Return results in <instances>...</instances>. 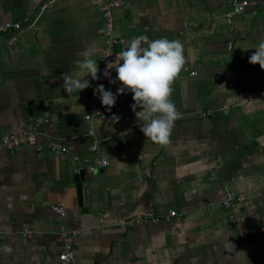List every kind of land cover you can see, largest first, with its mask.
I'll return each mask as SVG.
<instances>
[{
	"label": "crops",
	"instance_id": "1",
	"mask_svg": "<svg viewBox=\"0 0 264 264\" xmlns=\"http://www.w3.org/2000/svg\"><path fill=\"white\" fill-rule=\"evenodd\" d=\"M43 1L0 0L2 19L34 24L15 44L0 36V139L38 133L37 145L0 149V264H59L62 227L81 229L73 264H264V69L249 63L264 37V6L231 22L234 0L113 8L114 33L125 42L111 62L136 36L182 42L185 65L171 85L182 115L170 142L155 143L140 131L133 93L112 84L115 105L92 121L110 164L91 174L85 115L96 82L74 61L90 49L97 63L106 0H54L42 11ZM63 73L90 87L68 95ZM227 191L245 200L228 209ZM148 212L161 220H131Z\"/></svg>",
	"mask_w": 264,
	"mask_h": 264
},
{
	"label": "clouds",
	"instance_id": "2",
	"mask_svg": "<svg viewBox=\"0 0 264 264\" xmlns=\"http://www.w3.org/2000/svg\"><path fill=\"white\" fill-rule=\"evenodd\" d=\"M255 52L249 57V63L259 64L264 69V37H261L255 47ZM80 59L74 61L77 68L87 75L91 74L93 80L99 79L98 66L92 58L90 49L79 53ZM185 65L184 46L178 39L169 40L166 37L155 40L147 35L133 37L125 50L120 51L114 62H109L104 75L109 76L110 70L115 69L116 78L110 83L120 82L118 94L125 91L133 93L134 104L131 105L140 131L147 139L166 145L170 142V135L174 122L181 118V113L171 100L172 83ZM79 74L63 73V88L68 95L79 93L90 87V83ZM101 102L109 110L117 100V95L105 90L103 84L94 89ZM141 111H137V108ZM120 117L113 115V121ZM8 251H11L8 249Z\"/></svg>",
	"mask_w": 264,
	"mask_h": 264
},
{
	"label": "built area",
	"instance_id": "3",
	"mask_svg": "<svg viewBox=\"0 0 264 264\" xmlns=\"http://www.w3.org/2000/svg\"><path fill=\"white\" fill-rule=\"evenodd\" d=\"M123 0H106V5L103 7L104 16L106 18L105 25L101 29V33L105 36V45L102 48L99 59L97 61L98 66V77L95 80L96 87L100 84L105 86V90H109L112 83L111 80L114 79L113 69L110 70V75L105 76L104 70L107 64L111 62V55L113 54L115 48L125 42L124 38L117 37L114 33V16L113 8L120 7ZM54 3V0H45L41 4L40 9L43 11ZM251 5H262L264 6V0L253 1V0H234L232 9L227 13L228 21H232L235 15L243 14L247 12V9ZM26 27L34 28V24L29 22L28 19L25 21L20 20H5L0 17V36L8 37V44H15L18 40L20 33L23 32ZM188 69V68H187ZM196 74V73H193ZM107 107L101 102L98 95H94L90 102L88 111L86 112L85 118L89 123L88 134L92 138L91 150L95 155V161L87 166V171L91 174H96L103 171L109 164L110 158L107 154L101 151V142L95 133L94 125L92 124L93 118L100 116ZM210 113H206L209 115ZM38 133L34 129H27L22 134H6L0 139V149L2 148H14L21 146L23 144L37 145ZM40 149V147H38ZM51 148L54 150H65L63 146L51 143ZM79 157L76 156L75 159ZM79 172V169H76ZM245 200V196L242 194H237L232 191H227L223 198L224 207L231 209L234 208L238 203ZM54 210L60 214L62 217L66 215L65 205L63 203H58L54 205ZM176 215V211L171 212V216ZM132 221H146L151 220L153 222H158L161 217L153 212H148L142 216L135 217L131 219ZM130 223V222H129ZM29 232V231H27ZM62 248L58 255L59 264H73L75 258V241L76 238L81 234V229L76 227H62Z\"/></svg>",
	"mask_w": 264,
	"mask_h": 264
},
{
	"label": "water",
	"instance_id": "4",
	"mask_svg": "<svg viewBox=\"0 0 264 264\" xmlns=\"http://www.w3.org/2000/svg\"><path fill=\"white\" fill-rule=\"evenodd\" d=\"M81 181H84V172H81ZM77 180H79V178H77ZM87 186L85 183L82 184V189H83V192H84V195H85V198L87 197Z\"/></svg>",
	"mask_w": 264,
	"mask_h": 264
}]
</instances>
